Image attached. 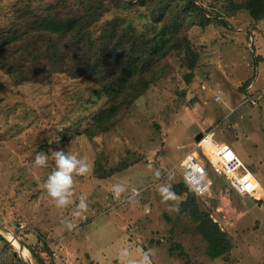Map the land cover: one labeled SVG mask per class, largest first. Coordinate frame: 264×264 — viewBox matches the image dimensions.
I'll list each match as a JSON object with an SVG mask.
<instances>
[{"label": "rangeland", "instance_id": "obj_1", "mask_svg": "<svg viewBox=\"0 0 264 264\" xmlns=\"http://www.w3.org/2000/svg\"><path fill=\"white\" fill-rule=\"evenodd\" d=\"M20 1L0 0V25L12 21ZM22 1L46 5L57 0ZM131 1L136 4L131 9L112 8L96 27L115 16L139 28L150 22L155 2L140 6L141 0ZM211 1L202 0L206 7ZM168 3L167 15L185 0ZM222 15L227 24L214 15L206 28L187 21L192 46L200 55L190 82L188 70L171 56L168 75L137 99L115 130L93 139L83 130L106 98L98 99L97 87L88 79L54 74L42 83L15 86L0 70V227L24 247L32 246L40 260L29 251L30 264H123L119 253L124 248L151 249L153 264H264V198L241 197L222 180L215 181L212 195L199 198L200 207L212 213L234 243L227 258L212 259L196 224L181 211L185 196L179 195L177 212L157 191L168 175L172 184L183 182L179 163L194 149L200 132H213L217 141L230 145L264 189V19L252 21L246 13ZM218 90L223 98L216 101ZM194 99L207 126L192 111ZM49 149L68 150L92 166L89 175L75 178L76 195L68 209H57L43 189L54 162L34 167L36 154ZM99 161L108 168L130 166L102 179L94 172ZM114 183L127 185L125 198H114ZM133 188L140 193L134 206L126 202ZM80 194L87 196L89 210L76 217L72 212ZM65 220L74 228L67 229ZM15 251L0 239V264H24ZM134 258L139 253L134 251Z\"/></svg>", "mask_w": 264, "mask_h": 264}, {"label": "trees", "instance_id": "obj_2", "mask_svg": "<svg viewBox=\"0 0 264 264\" xmlns=\"http://www.w3.org/2000/svg\"><path fill=\"white\" fill-rule=\"evenodd\" d=\"M148 1L156 4L148 14L151 21L139 28L121 16L96 27L112 8L131 9L136 5L131 0H89L88 3L81 0L78 7L67 0L46 5L21 0L12 21L0 25V70L15 86L42 83L54 74L88 79L97 87L94 92L98 99L106 98L83 130L93 139L115 130L137 99L168 75L171 56L181 62V68L188 70V82L193 79L200 55L192 46L188 20L191 25L206 28L213 21L211 15L227 24L222 12L229 14L226 16L246 13L256 22L264 19V0H212L209 7L202 0H185L179 9L172 7L169 15L171 0H141L138 5L144 6ZM190 104L193 113L207 126L200 102L194 99ZM128 166L129 163H120L108 168L99 161L94 172L105 179ZM172 185L178 195L185 196L181 211L196 224L207 243L208 256L227 258L234 248L229 233L210 211L200 207V196L185 181ZM0 239L5 241L6 248L14 247L1 234ZM27 248L40 260L31 245Z\"/></svg>", "mask_w": 264, "mask_h": 264}, {"label": "clouds", "instance_id": "obj_3", "mask_svg": "<svg viewBox=\"0 0 264 264\" xmlns=\"http://www.w3.org/2000/svg\"><path fill=\"white\" fill-rule=\"evenodd\" d=\"M249 98L254 100L253 96H250ZM204 134L206 133L203 132V135ZM49 161L54 162L55 168L48 175L46 181L43 184V189L46 191L48 197H50L54 202V206L57 209H68L73 204V197L76 195L75 178L89 175L92 171V166L88 162L87 158L79 157L78 155L71 153L68 150L65 151L64 149H49L48 152H38L36 154L34 167L46 168L48 167ZM155 176L158 178L161 177V172L159 169L155 170ZM157 191L162 199V202H171L169 203L170 208L174 211H179L178 202L181 200V197L173 190L171 175H168L167 178L158 185ZM111 192L114 198L120 200L122 198H125V193L128 192V187L123 183H114L111 186ZM139 197L140 193L133 188L131 190V194L126 197V202L134 206L140 203V200L138 199ZM262 198H264V196ZM262 198L256 199L259 200ZM147 207L148 206L145 205L146 209ZM88 210V198L86 195L80 194L78 197V203L76 204V208L72 212V215L78 217L83 213H86ZM63 223L69 230L74 228L73 223L68 220L63 221ZM134 251L135 253H139V259L134 258ZM119 256L123 264H153V253L151 249L132 250L129 248H124L120 251Z\"/></svg>", "mask_w": 264, "mask_h": 264}, {"label": "built area", "instance_id": "obj_4", "mask_svg": "<svg viewBox=\"0 0 264 264\" xmlns=\"http://www.w3.org/2000/svg\"><path fill=\"white\" fill-rule=\"evenodd\" d=\"M222 98L223 93L218 90L214 100ZM179 167L183 180L202 198L212 195L216 180L227 182L241 197L264 196L261 182L254 172L230 145L217 141L213 132L204 134L196 142L194 149L180 161Z\"/></svg>", "mask_w": 264, "mask_h": 264}, {"label": "bare ground", "instance_id": "obj_5", "mask_svg": "<svg viewBox=\"0 0 264 264\" xmlns=\"http://www.w3.org/2000/svg\"><path fill=\"white\" fill-rule=\"evenodd\" d=\"M223 205L228 206V198H223ZM220 208V207H219ZM221 210V209H220ZM228 211V210H227ZM7 239L14 245L15 249L19 251V253L25 259L29 258V250L26 247H23L17 237L8 229L5 228Z\"/></svg>", "mask_w": 264, "mask_h": 264}, {"label": "water", "instance_id": "obj_6", "mask_svg": "<svg viewBox=\"0 0 264 264\" xmlns=\"http://www.w3.org/2000/svg\"><path fill=\"white\" fill-rule=\"evenodd\" d=\"M203 136V132H200L197 136H196V141H200V139L202 138ZM0 234L7 239V236H6V231H5V228L3 227H0ZM8 240V239H7ZM10 242V241H9ZM20 242V241H19ZM21 243V242H20ZM21 245L23 246V244L21 243ZM24 247V246H23ZM16 250V249H15ZM15 255H19L22 259V261L24 262V264H30V262L25 259L24 257H22V255L19 253L18 250L15 251Z\"/></svg>", "mask_w": 264, "mask_h": 264}, {"label": "crops", "instance_id": "obj_7", "mask_svg": "<svg viewBox=\"0 0 264 264\" xmlns=\"http://www.w3.org/2000/svg\"><path fill=\"white\" fill-rule=\"evenodd\" d=\"M252 84V83H251ZM253 86H254V84H252ZM251 86V85H250ZM250 86L249 87H247L248 89L247 90H249L250 89Z\"/></svg>", "mask_w": 264, "mask_h": 264}]
</instances>
